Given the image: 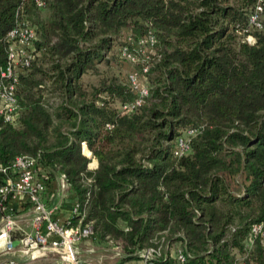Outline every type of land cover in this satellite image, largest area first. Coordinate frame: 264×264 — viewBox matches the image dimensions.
Returning <instances> with one entry per match:
<instances>
[{
    "label": "trees",
    "instance_id": "16d2710c",
    "mask_svg": "<svg viewBox=\"0 0 264 264\" xmlns=\"http://www.w3.org/2000/svg\"><path fill=\"white\" fill-rule=\"evenodd\" d=\"M41 2L0 0V67L11 29L25 22L37 35L16 86L20 123L0 130V158L27 154L47 178L64 174L93 236L120 246L118 264L172 243L184 244L183 264H264V242L250 235L264 224V0ZM257 7L260 27L250 22ZM149 33L140 105L123 108L141 63L84 83L109 52ZM167 257L155 262L178 264Z\"/></svg>",
    "mask_w": 264,
    "mask_h": 264
},
{
    "label": "built area",
    "instance_id": "2783aa9c",
    "mask_svg": "<svg viewBox=\"0 0 264 264\" xmlns=\"http://www.w3.org/2000/svg\"><path fill=\"white\" fill-rule=\"evenodd\" d=\"M36 1L39 5L42 4L41 0ZM259 10L260 7H257L256 12L250 17L251 24L257 27L261 26ZM36 36V27L25 22L18 23L7 33L8 61L5 66L0 67V130L4 125L16 127L20 123L21 112L16 86L19 74L32 59L33 41ZM246 40L251 41L252 37L247 36ZM128 41L133 48L122 47L120 56L127 62L141 63V69L128 74V80L137 97L133 103L126 104L123 108L131 110L140 105L148 94L145 73L149 68L148 53L155 38L149 33L139 41L131 37ZM195 133V129H188L177 137L174 149L176 156L180 157L189 152L190 137ZM85 149L87 148L82 143V151L84 152ZM47 177L48 175L41 172L39 159L35 156L17 154L8 160L0 158V251L9 255L0 260V264H18L15 258L18 255L33 259L48 253L58 255L62 264H80L78 246L84 239L93 236L92 223L85 220V210L74 195L64 194L63 188L66 184L64 174L61 173L60 177L55 179ZM52 186L54 187L51 188L52 191L57 190L59 195L64 194L66 200L69 198L68 214L63 219L56 214L58 204L45 202L43 199L44 192ZM16 202L21 204L22 210L27 209L30 213L28 230L21 228L18 223ZM250 232L252 239L259 236L264 242V224H254ZM13 241H17V244L13 245ZM161 251L160 246L141 250L135 254L141 258L137 262L158 264L155 261L160 258L165 261L168 258L167 253L162 254ZM188 256L189 254L182 247L174 250V258L178 264H183Z\"/></svg>",
    "mask_w": 264,
    "mask_h": 264
},
{
    "label": "rangeland",
    "instance_id": "374dc122",
    "mask_svg": "<svg viewBox=\"0 0 264 264\" xmlns=\"http://www.w3.org/2000/svg\"><path fill=\"white\" fill-rule=\"evenodd\" d=\"M42 15H44L46 12L43 10L41 11ZM116 48V47H115ZM114 48V49H115ZM118 49V48H117ZM119 51L118 53H114L112 50L109 52L107 60L104 62L97 64L95 68L89 70L84 76L83 80L84 83L88 86L97 85L103 78L110 79L113 76H118L123 74L129 73V68L132 66H135L136 63L132 62H124L119 57ZM122 58V57H121ZM87 150V149H85ZM85 153L88 157H90L89 167L95 168L96 167V159L92 156L89 150V154ZM41 172L45 175H49L48 170L41 169ZM61 172H55L54 176L51 178L55 179V177H60ZM239 180V177H237ZM64 193H72V190H70L68 184H65V187L63 188ZM73 194V193H72ZM17 214V213H16ZM27 216H22V220L27 219ZM19 220V219H18ZM28 221H23L22 223L18 221L21 228L28 230L30 227L29 225H25ZM182 243L178 244H164L161 248V252L169 254V252H173L175 249L182 247ZM166 247V248H165ZM4 252L0 251V260L4 259L5 257L9 256L7 254H3ZM121 256H124L123 251L120 249V246L114 242V240L108 238L105 240L99 239L95 236H92L91 238L84 239L81 243H79L78 246V260L80 264H118L119 259ZM238 259H241L242 256L240 254H237ZM24 259V258H23ZM26 259V258H25ZM29 259V258H28ZM141 258L133 259L132 261H126L122 264L128 263V264H140L141 262H137ZM34 260V261H33ZM30 263L26 264H62L61 259L58 255L54 253H48L45 255H41L39 257L29 259ZM20 262V261H19Z\"/></svg>",
    "mask_w": 264,
    "mask_h": 264
},
{
    "label": "crops",
    "instance_id": "0c3cea01",
    "mask_svg": "<svg viewBox=\"0 0 264 264\" xmlns=\"http://www.w3.org/2000/svg\"><path fill=\"white\" fill-rule=\"evenodd\" d=\"M57 179V178H56ZM58 184V183H57ZM54 187H48V190L46 192H44V195H43V199L45 200V202H55L56 204H58V209L56 210V214L58 215L59 218L63 219L67 214H68V204L70 203L68 201V199L66 200V198L63 197L64 194H68V195H74V194H69V193H64L62 195H59L57 193V190H54L52 191L53 189H51ZM54 192V193H52ZM20 203L19 202H16L15 203V207L16 209L18 210V212H16V217L19 219L18 221H20L21 223L23 221H28L26 223H24L25 225H29V218H30V213L27 209H24L22 210L21 207H20ZM22 216H27L28 218L27 219H23L22 220ZM0 250H1V245H0ZM4 254V253H3ZM16 256V255H15ZM18 264H26V263H30V261H28L29 259L26 258V257H22L21 255H18L15 257ZM24 258V259H23ZM26 258V259H25ZM20 261V262H19ZM34 261V260H33ZM132 261V260H131Z\"/></svg>",
    "mask_w": 264,
    "mask_h": 264
},
{
    "label": "water",
    "instance_id": "95a60500",
    "mask_svg": "<svg viewBox=\"0 0 264 264\" xmlns=\"http://www.w3.org/2000/svg\"><path fill=\"white\" fill-rule=\"evenodd\" d=\"M13 245H16L17 244V241H13V243H12Z\"/></svg>",
    "mask_w": 264,
    "mask_h": 264
}]
</instances>
